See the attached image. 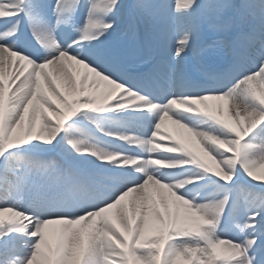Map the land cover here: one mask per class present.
Returning a JSON list of instances; mask_svg holds the SVG:
<instances>
[{
    "label": "snow or ice",
    "instance_id": "1",
    "mask_svg": "<svg viewBox=\"0 0 264 264\" xmlns=\"http://www.w3.org/2000/svg\"><path fill=\"white\" fill-rule=\"evenodd\" d=\"M0 264H264V0H0Z\"/></svg>",
    "mask_w": 264,
    "mask_h": 264
},
{
    "label": "bare ground",
    "instance_id": "2",
    "mask_svg": "<svg viewBox=\"0 0 264 264\" xmlns=\"http://www.w3.org/2000/svg\"><path fill=\"white\" fill-rule=\"evenodd\" d=\"M225 103V102H224Z\"/></svg>",
    "mask_w": 264,
    "mask_h": 264
}]
</instances>
